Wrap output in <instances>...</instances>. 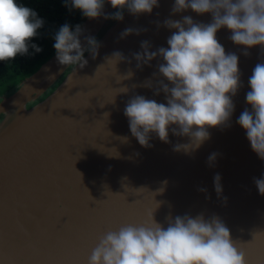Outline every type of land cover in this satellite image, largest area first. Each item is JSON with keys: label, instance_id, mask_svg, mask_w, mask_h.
Returning <instances> with one entry per match:
<instances>
[{"label": "water", "instance_id": "obj_1", "mask_svg": "<svg viewBox=\"0 0 264 264\" xmlns=\"http://www.w3.org/2000/svg\"><path fill=\"white\" fill-rule=\"evenodd\" d=\"M158 3L150 14L125 10L120 21L87 18L81 27L100 44L96 59L85 52L88 64L75 69L59 65L54 54L0 100V264H87L102 234L148 222L152 211L164 227L176 216H217L248 264H264V195L254 183L264 178V160L237 123L245 108L251 111L245 101L248 80L264 53L254 46L245 56L227 28L218 30L225 52L238 56L241 74L230 126L209 128L210 138L187 152L174 151L189 140L171 131L168 143L152 134V146L142 147L124 115L127 101L134 95L166 101L162 92L154 95L158 59L137 69L132 54L142 51L143 41L150 51L168 47L175 30L163 26L166 19L211 22L208 13L173 14L174 0ZM103 11L115 10L105 0ZM127 28L139 34L121 38ZM116 51L127 60L115 68L105 58ZM129 70L134 75L122 79ZM216 174L223 189L219 197Z\"/></svg>", "mask_w": 264, "mask_h": 264}, {"label": "clouds", "instance_id": "obj_2", "mask_svg": "<svg viewBox=\"0 0 264 264\" xmlns=\"http://www.w3.org/2000/svg\"><path fill=\"white\" fill-rule=\"evenodd\" d=\"M107 2L115 10L108 15L103 11L105 0H65V6L80 10L86 18L104 16L117 21L123 19L125 10L138 16L159 7L158 0ZM188 10L198 15L210 14L211 22H195L191 16L166 19L163 26L175 30L167 38L168 47L150 51V43L143 41L142 51L132 54L137 69L158 59L157 72L153 73L158 77L154 95L162 92L166 101L158 103L142 95H134L127 101L124 115L132 137L142 147L152 146L149 143L152 134L168 143L171 131L172 135L189 140L187 144L174 145V151L187 152L198 149L210 138L209 128L230 126L235 108L232 97L242 87L239 58L235 53L225 52L216 38L218 30L227 28L231 33L229 39L244 47L245 56L254 46H260L264 53V0H174L173 14ZM43 24L37 13L19 0H0V62L41 52L42 48L32 40ZM84 31L79 24L73 29L65 23L54 34L53 48L59 65L83 69L88 64L85 52L96 59L100 44L95 37L84 35ZM133 33L138 35L139 30L127 28L121 38ZM105 60L115 67L127 58L116 51ZM133 75L129 70L122 79ZM248 85L250 91L245 101L251 111L245 108L237 123L245 130L251 149L264 160V62L255 65ZM127 91L123 88L121 92ZM123 139L127 142V137ZM216 155L209 156V163ZM220 181V175L216 174L214 189L218 197L223 191ZM254 183L258 193L264 195V178H254ZM87 264H248V261L219 217L206 219L203 214L195 217L186 214L168 218L164 227L155 222L152 211L148 222L122 224L102 234Z\"/></svg>", "mask_w": 264, "mask_h": 264}, {"label": "trees", "instance_id": "obj_3", "mask_svg": "<svg viewBox=\"0 0 264 264\" xmlns=\"http://www.w3.org/2000/svg\"><path fill=\"white\" fill-rule=\"evenodd\" d=\"M19 2L33 9L44 21L43 27L38 30L39 35L32 40V43L41 47L42 51L29 56H17L13 61L0 62V100L13 93L23 80L34 74L55 54L53 36L62 25L67 23L74 29L77 24L81 25L87 19L80 10H70L65 6V0H19ZM29 51L32 52V49Z\"/></svg>", "mask_w": 264, "mask_h": 264}]
</instances>
